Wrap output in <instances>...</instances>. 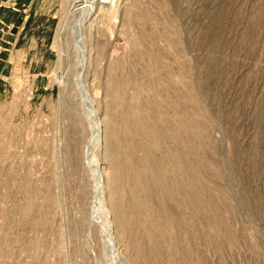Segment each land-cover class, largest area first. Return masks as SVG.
<instances>
[{
    "label": "rangeland",
    "instance_id": "374dc122",
    "mask_svg": "<svg viewBox=\"0 0 264 264\" xmlns=\"http://www.w3.org/2000/svg\"><path fill=\"white\" fill-rule=\"evenodd\" d=\"M78 1L0 0V264H264V0Z\"/></svg>",
    "mask_w": 264,
    "mask_h": 264
},
{
    "label": "bare ground",
    "instance_id": "6f19581e",
    "mask_svg": "<svg viewBox=\"0 0 264 264\" xmlns=\"http://www.w3.org/2000/svg\"><path fill=\"white\" fill-rule=\"evenodd\" d=\"M110 0H99V2H97V0H80L77 2V4L75 5V13H79L81 14V17L79 18L77 24H76V27L78 30H81L82 32V21L84 20V18L86 16H89V15H94L96 14L97 12V9H99V11L105 7L104 5ZM114 3V1H110V4L112 5ZM76 32V31H75ZM82 35V33H79ZM78 36L76 37L77 39L74 41L75 42V45L78 46V43L80 42V40L82 39V37ZM82 57H84V53L82 52ZM81 70V65H80V69L79 71ZM81 71L79 73V76L77 79L81 80ZM78 86H79V89L81 91V94L86 98V99H89V96L88 94L86 93L85 91V88L84 86L82 85L83 83L81 81H78ZM81 86V87H80ZM91 102V101H90ZM97 171V170H96ZM97 173V172H96ZM99 178V177H98ZM99 180V179H98ZM106 229V228H105ZM108 231V244H110L109 246H111L110 248H112V250H115V245H114V241L111 237V230L110 228L107 229ZM117 252V251H116Z\"/></svg>",
    "mask_w": 264,
    "mask_h": 264
}]
</instances>
